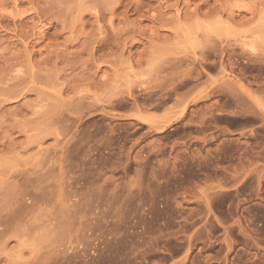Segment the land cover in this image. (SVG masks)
Returning <instances> with one entry per match:
<instances>
[{
  "label": "rangeland",
  "instance_id": "obj_1",
  "mask_svg": "<svg viewBox=\"0 0 264 264\" xmlns=\"http://www.w3.org/2000/svg\"><path fill=\"white\" fill-rule=\"evenodd\" d=\"M0 264H264V0H0Z\"/></svg>",
  "mask_w": 264,
  "mask_h": 264
},
{
  "label": "bare ground",
  "instance_id": "obj_2",
  "mask_svg": "<svg viewBox=\"0 0 264 264\" xmlns=\"http://www.w3.org/2000/svg\"><path fill=\"white\" fill-rule=\"evenodd\" d=\"M16 97V96H15Z\"/></svg>",
  "mask_w": 264,
  "mask_h": 264
}]
</instances>
